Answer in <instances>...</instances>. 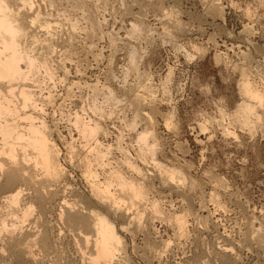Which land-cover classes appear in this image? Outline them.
Instances as JSON below:
<instances>
[{
  "label": "rangeland",
  "instance_id": "1",
  "mask_svg": "<svg viewBox=\"0 0 264 264\" xmlns=\"http://www.w3.org/2000/svg\"><path fill=\"white\" fill-rule=\"evenodd\" d=\"M34 1L36 2L34 3L39 6L41 14L46 17L50 15L49 19H54L53 21L56 24L58 22L60 23H58L59 25H57V27L53 24L54 27H52L54 29H51L52 27H50V29L48 28L44 30L42 28L40 30L38 25L35 27L33 25L34 28H28L30 35L25 37L24 41L26 40L27 42L25 41L24 43L28 44L27 47L29 49L31 48L33 51L35 50V52H32L30 49L32 52L30 53L34 56L37 54L36 59L38 62L46 60L44 58L49 57L46 60L47 62H45L46 66L48 64L50 72L53 69L54 71L53 74L50 73V77L47 74L45 77V75H43L45 73L43 71L44 69L38 67L37 69H40V71L38 72L37 69H35L36 72H34L35 70L32 71L31 80L30 73L27 77L29 78V80H27L29 82L25 83L28 89H32L29 90L33 92V95L35 94V100L37 101L39 99V101H37L38 103L41 101L40 104L42 110L45 112L43 113L42 110L41 112L37 110L39 112L33 111L32 114L38 119H41L43 116V121L46 119L45 123L48 124H51V122L54 121L56 123V125L55 123H52L54 127L58 125L56 127V131L58 132H52L51 137L59 148V152L61 151L59 159L60 162H64H62L61 165H63V168L65 167V171L59 181V185L56 187L58 190H56L57 197L55 196L53 199H46L43 201H39L38 199L35 200V197L33 198L34 195H31L33 194L31 189L25 190L26 192H29L28 194L26 193L22 195L23 198L25 196V200L22 198L23 200H21L20 203H26L27 205L31 204L30 207L33 205L31 208L33 211L31 210L30 217L27 218V221L25 220L26 223L24 221L22 222L25 224L20 225V222H18L20 226L17 224V220L14 219L12 221L13 215L9 216V214H7V217L10 218L3 216L6 212L4 209H7V205L6 202L2 201L4 200L3 197L6 195L7 191L0 187V218L4 219L5 223H7L5 227H11L9 223L16 224L20 229L15 228L16 232L13 230V232H15V235L13 233L15 240L22 239L26 235H28L27 237L31 235L30 238L33 241L32 245L30 244L32 241L28 243L30 245H28L29 247L25 244L27 246L26 250L30 251L31 254L29 255L30 259L24 260V258L12 254L11 249L9 248V238H7L8 236H6L3 229L0 228V264H90L88 255L92 253V250L90 244H87L86 246L83 242L81 234H83L84 231L86 233L88 232V234L91 232L85 225L79 223L73 224V222L67 221L65 218L58 219L57 214L59 202L61 201L60 199L67 202L73 200L72 202L81 203L82 205L84 204L86 211L90 208L92 210L95 209L94 211H99V213L101 212V214L104 212L103 214L108 220L113 221L117 233L122 237L121 240L123 239L122 241L124 243L121 241V244L123 243L124 247L121 246V251H124V253L119 251L118 253H120V255H115L112 264H264V115H262L261 119L257 121L260 123L254 122V126L252 127L254 130L251 128V133L253 132V135L249 133L246 127L243 128V126L239 124V121L235 120L236 117L233 115L235 105L240 100L237 87L242 78L240 75L241 71H245L244 76L242 75L243 77H248L247 79L249 81L251 80L250 82L253 85L257 83L258 86H255L264 90V65L262 66L264 63L261 59L262 56L264 57V0H219L218 5L220 4V9L212 8L211 0H104L103 2L106 5L97 0H87V4L86 2L85 4H80L84 7H82L83 11L91 10L90 18H86V20L84 19L85 17H80L81 14L79 11L81 6L77 4V0ZM75 2L77 4L76 7ZM95 2L98 3V5ZM96 6H98V8H96ZM85 7L88 8L85 10ZM71 8H79V10ZM127 8L129 10H127ZM50 9L54 11H50ZM222 10L223 16L221 13L220 16L219 12ZM95 12L97 14H94ZM91 14L94 15L92 16ZM99 16L102 17L100 18ZM79 17L80 19L78 20L82 23L75 22V26L73 20H75V18L77 20ZM81 18L86 21V26L83 24L84 22ZM135 18H137V20H135ZM68 19L70 22H68ZM97 19L102 20H98V22ZM176 19H178L177 22L180 24L179 27H185L184 30H181L183 29L182 27L180 30L174 27ZM56 20H58V22H56ZM89 20H93V23ZM140 20L142 23L141 26H144L145 24V31L142 29V34L139 33L138 36H144L142 39L138 37V40L136 36V39H134L136 41H130L133 40V38H135L134 36L138 33L136 32L135 35L130 34L128 37L129 32H126L128 29L127 27L129 26L128 22L136 21L135 23H137L138 21L140 22ZM71 22L74 25H72ZM89 22L92 24L91 29H94H92L93 32L88 28V26H90ZM94 22H98V25ZM105 22L107 23L106 25ZM102 23L103 26H100L102 30L100 28L97 29ZM82 24L83 26H81ZM146 25L151 28H148ZM69 26H74L73 28H75L76 31L72 28L73 32H71L72 30L69 32V29H71ZM124 26L126 29H124ZM243 26L247 27V29L244 30L245 32L242 30ZM82 27H86L84 28L85 30H83ZM119 27L120 29H118ZM151 29L154 33H151ZM167 29L169 30L168 33H170V35L167 34ZM186 30H188L187 32L189 33L186 34L187 32H185L183 34L182 31ZM114 31L117 34L116 36ZM146 31L148 33L150 32V35L152 34V36L147 33L144 34ZM123 32H125L126 35L128 33V35L125 36ZM69 34L71 37H69ZM109 34L111 35L109 36ZM118 35L120 38H117ZM231 35H233V37ZM29 36L32 39L36 36L37 39L33 40L37 42L35 43L29 38ZM111 36L115 38H112ZM168 36H170V39H168ZM70 38L73 39L69 41ZM106 39L108 40L106 41ZM113 39H116L118 42L115 40V44ZM124 39L125 42L126 39L128 40V43H126L127 45L124 44ZM141 40H143V42L145 41V43L141 42ZM137 41L140 42L139 45H137ZM108 42H110V44ZM130 43L133 44L132 48L135 46V53H137L135 54V58L138 59L134 58L138 61H135L137 64L134 67L130 66L129 58L127 56L129 53L128 51L131 48ZM194 43L196 46H199L198 48L201 50H197ZM113 45H116V47ZM194 46L196 48L193 49ZM143 48L145 50H143ZM254 49L256 51H254ZM100 50L102 53H100ZM240 51L242 55L245 52H248L246 54L247 56L244 54V56H246L245 59H243L244 56L241 55ZM90 53L95 56L93 55L92 57ZM98 53L101 54V57L99 56V58L97 57L99 55ZM137 55H140V57L138 58ZM216 56L218 57L215 58ZM94 57L95 59H93ZM48 60H51L52 62L50 61V63H48ZM62 62L66 67L65 69H67L64 77H61V72L58 68ZM58 63L60 64L58 65ZM243 68L246 69L243 70ZM126 70L129 72H126ZM122 71L124 73H122ZM79 72L81 73V76L78 75L80 74ZM125 72L129 78L127 76L125 77ZM52 75H54V77ZM111 75H114L116 78H112ZM65 76L67 78H65ZM120 78L127 79L124 82V80H121ZM64 79L65 81H63ZM72 80L77 81V83L79 82L80 87L78 84L77 87V85H75L76 83L70 85L69 82ZM83 82L89 84L94 82L95 84L98 83L97 86L94 84L95 87L93 86V90L90 87L92 91L99 89V85L103 84V87L105 88L100 86V88L102 87L100 91L97 92V90H95L96 93L94 92L95 94H92V91H89V86H84L85 84H83ZM79 88L81 90H78ZM111 88L113 90H111ZM112 91L116 96L112 94ZM99 92H102V96L101 94H97ZM48 93L52 94L51 96L53 98H51L54 101H51L50 94L48 98H45ZM38 95L40 98H38ZM103 95L105 97L107 96L108 100L105 98V101ZM112 95L115 97V101L118 98L117 101H119L120 104H118L119 102L117 101L115 103ZM134 95H137L138 102L140 101L139 103L136 102L135 99L133 102V97H136ZM140 95L141 98H138ZM92 97L93 99H91ZM13 99V102L18 101L16 98ZM43 105L45 106L43 107ZM96 107L101 111L102 115H99L100 111ZM217 108L220 109L219 112L217 111ZM87 109H90V111ZM222 110L225 112H220ZM25 111L30 112L32 110H28L27 108ZM81 111L84 112L82 113ZM98 111L99 113H96ZM75 112L79 117L81 116V118L84 116V120L91 118L98 121L99 125H101L103 133L101 132L98 134L99 136L97 135V139L99 142L101 141L100 143L102 145H97L96 148L99 147V149H103L102 151H104L107 144L113 147H110L112 150L108 149L109 152L106 153V156H104L105 158L102 160L103 163L101 164V161H99L95 153L87 154V159L89 160L90 158L89 163L92 166H90L91 170H97L95 172L99 175L96 176V178L100 181L103 180V178L109 177V170H113L110 168L111 166L112 168L114 167V170L118 171L119 169L118 172L121 173L123 177L132 179V182L136 184L140 181L139 185H142L143 189L145 188L143 190L144 194L148 192V194L146 193L148 200L152 199V201H155L156 203L158 202L159 205L156 204V206L158 205L157 209L160 210L158 212L161 214L153 212L152 208H150V202L152 201L149 202L147 198H145V195L142 198L144 202L140 199L134 201L135 203L133 202V208L132 206L128 207L126 195L122 196L126 203H124L125 206L122 204L121 207H128V210L130 211L135 209V211H133L136 213L135 214L133 211L130 213L129 211L127 217L125 214L124 216L122 215L123 211L113 213L114 215L111 214V216L105 210V207L96 205L93 195L89 192L88 187H86V178L84 176L82 177V175L79 176L80 172L83 174L81 168L82 165H80L82 163H79V160L82 161L85 152L78 154L79 151L83 149V146L94 147V145L92 141H90V144V139L85 138L86 140L82 141L81 135H76L77 131L73 128L74 126L71 122ZM90 112H92V114ZM259 112L260 111H258V113ZM41 113L43 115H41ZM134 114L136 117H134ZM224 114L226 116H224ZM148 116L149 118H147ZM227 116L229 117L228 119H226ZM204 118L207 120L205 121ZM218 119L221 122L220 124L225 123L224 121L229 123L232 122L234 125H231L232 123H230V125L234 128L238 138L236 137L233 139L229 136H226L228 138H222L221 135L223 134L220 133V125L217 127L219 122ZM56 120L59 121L58 124ZM132 120H135L136 122ZM201 120L207 123L205 124L204 122L206 126L203 130L198 125ZM221 120H224L223 123ZM130 121L134 122V125L131 124L132 122ZM166 121H170L169 123L171 124H167L166 126ZM172 123L174 124L172 125ZM164 125L166 127H168V125L172 126L171 128L168 127L169 129H166ZM174 125L175 128L173 129L172 127ZM130 126L133 127V129ZM206 129L207 133L205 132ZM142 130L147 133H149L148 130H150V134L154 132V134H151L153 141L149 136L150 134H147L146 139L148 142L147 140L146 142L150 145H146V147L136 140V134ZM199 130L201 132L204 131V134H202L203 132L200 133ZM241 130H244L247 133H241ZM104 131L106 133H104ZM254 131L256 133H254ZM59 132L62 133V135ZM118 135H121L120 138ZM250 135H252L253 138H250ZM149 139L152 141L151 143ZM235 139H239V141H236ZM86 142H88V146H86ZM116 142L119 145H117ZM68 143L70 146L72 145L71 148L74 146L73 149L75 150L76 147L77 150L74 151L69 148V145H67ZM141 145L145 148H148L151 145L157 146V148L155 146L150 148L152 149L150 152L155 151L156 153L154 152V154L152 153L151 155L149 150L144 147L142 148ZM118 146H121L120 148L122 149ZM140 148H142L144 152L146 150L145 154L143 152L144 155L141 152L143 150ZM117 149L120 150L118 151ZM67 151L75 155L73 156ZM138 152L143 156L147 153L150 154H147L149 158L147 156V158L142 157L143 159L141 158L138 162V159H140L138 157ZM124 154L128 160H132L134 164L139 166L140 171L142 170V174L138 173L140 176L135 173L136 171L133 169H127L126 164L124 163L125 156L122 158V155ZM127 155L130 156V159ZM68 156H70L69 160L72 159V162L70 161V163H67ZM79 156L82 157V159ZM151 156L156 162H161L160 164L163 166L165 165L171 169L174 168L173 170L175 171L178 169V172L180 170L179 175L181 178L178 177V172L176 173L174 171L176 173V179L174 178V180L176 181L172 183L175 185L171 183L168 184V182L164 184L167 180L164 182L163 180H161L162 182L160 181V175L157 173L156 168H152L153 165L150 162L151 160H149L150 166L148 164V159H151ZM137 157L138 159L136 160L135 158ZM143 160L145 164L142 162ZM95 161H97L100 166L97 165L98 163ZM107 161L109 162L107 163ZM73 162H75V164ZM94 165H97L98 167ZM77 167L80 170H78ZM99 167L101 168L98 169ZM145 170L148 171L147 173L149 174H147ZM69 173H71L70 175H72V177ZM141 177L147 178L142 180ZM177 178L181 179V183L186 181L183 184H178L180 188L177 186V182L179 181ZM61 181L64 185H68V187L65 188V194L61 193L63 192L61 189H64L63 187L66 185L64 186ZM2 184L3 179L0 173V186ZM71 188H73V191ZM42 191L45 193L44 189H42ZM66 191L68 192V195L66 194ZM29 194L31 196H29ZM77 198L78 200H76ZM144 199L147 200V202ZM134 204H137L138 206ZM181 213L183 218L186 217L184 220L187 226H183L184 231L179 235L180 233L177 232L178 229L176 228V224H174L175 221L173 218L175 214H180L181 216ZM133 214L137 216L139 214L140 216L134 218ZM2 216L4 218H2ZM129 217H133L131 218L132 220ZM138 218L141 222H138ZM120 225L126 227L119 229ZM77 231L80 232V234ZM36 232L43 236L44 244H42V246L44 245V247L35 242L34 239L36 238L35 236H37ZM22 241H26V239L23 238L21 243ZM165 241L170 242V244L167 246ZM34 242L36 245H34ZM22 244H24V242ZM222 247L228 248L227 252H223L220 249Z\"/></svg>",
  "mask_w": 264,
  "mask_h": 264
},
{
  "label": "bare ground",
  "instance_id": "2",
  "mask_svg": "<svg viewBox=\"0 0 264 264\" xmlns=\"http://www.w3.org/2000/svg\"><path fill=\"white\" fill-rule=\"evenodd\" d=\"M49 1V0H48ZM51 1V0H50ZM57 1V0H56ZM74 1V0H73ZM72 1V2H73ZM87 0H77V4L78 5H80V4H85V2H86ZM90 1V0H89ZM96 1V0H95ZM98 2H103L104 0H97ZM108 1V0H107ZM35 1L34 0H0V173H1V177H2V179H3V184L0 186V187H2L3 189H6V195L3 197V201L2 202H6V205H7V209H4V211H6L5 212V214L3 215L4 217H7V214H9V216L10 215H13L12 217V221L15 219V220H17V224H18V222H20V225H22V224H25L26 222H25V220L27 221V218H29L30 217V214H31V208L33 207V205L30 207V205H27L26 203H23V204H21L20 203V201L21 200H23L24 198H25V196H24V198L22 197V195L23 194H28V192H26L25 190L26 189H31V191H32V193L33 194H31L32 196H33V198L35 197V200H39V201H43V200H46V199H53L55 196H56V194H57V186L59 185V181L61 180V178H62V176L64 175V171H65V167L63 168V165H61V163L63 162H60V159H59V154H60V152H59V148L56 146V143L54 142V140L52 139V137H51V133L52 132H58V131H56V127L58 126H55L54 127V121L53 122H51V124H48V123H45V121H46V119H44L45 121H43V119H42V117H41V119H38L36 116H34L33 114H32V112L34 111V112H36L37 110H39L40 112H41V110H42V106H41V104H40V102L38 103L37 101H39V99L36 101L35 100V98H34V95H33V92L32 91H30V90H32L31 88H27V85H26V83L25 82H29V81H27V80H29V78H27L28 77V75L32 72V71H34L35 69H37L38 67H40V69H41V67L44 69H42L45 73L43 74V75H45V77H46V74L50 77V73H52L53 74V71H54V69L50 72L49 71V69L50 68H48V64H47V66H46V63L45 62H47L46 60L49 58V57H47V58H44V59H46V60H43V61H37V59H36V55L37 54H35V56L33 55V54H31L32 52H35V50L33 51L31 48V50H32V52L30 51V49L27 47V43H24L25 41H24V39H25V37L26 36H28V35H30L29 33H30V31H28V28H34L35 26H39V29L41 30L42 28L44 29V30H46V29H50V27H52L53 26V24H55L56 25V27H57V25H59L58 23H60V22H58V20H56V22H58L57 24L53 21L54 19H49V16L48 17H46L45 15H43V14H41V12H40V10H39V6L37 5V4H35L34 3ZM41 2V1H40ZM53 2V1H52ZM122 2V1H121ZM218 2H219V0H211V3H212V8H215V9H217V8H221L220 7V4L218 5ZM55 3V2H54ZM74 3V2H73ZM88 2H86V4H87ZM96 3V2H95ZM104 3V2H103ZM114 3V2H113ZM53 4V3H52ZM75 4H76V2H75ZM77 4L75 5V7L77 6ZM97 5H98V3H96ZM95 4V5H96ZM105 4V3H104ZM39 5H40V3H39ZM50 5H51V3H50ZM67 5V4H66ZM90 5V4H89ZM106 5V4H105ZM41 6V5H40ZM81 7H80V11H79V13L81 14V16L80 17H85L84 19L86 20V18H90L89 16H90V11H87L86 10V8H88V7H90V6H88V7H85V10L87 11H83V5H80ZM87 6V5H86ZM121 6V5H120ZM124 6V5H123ZM263 6V5H262ZM54 7H55V5H54ZM54 7H53V9H54ZM74 7V6H73ZM79 7V6H78ZM83 7V8H82ZM95 7V6H94ZM105 7V6H104ZM43 8H45V7H43ZM51 8H52V5H51ZM96 8H98V6H96ZM71 9H75V8H71ZM79 10V8H76L75 10ZM93 9H95V8H93ZM104 9V8H103ZM52 9H50V11H51ZM89 10V9H88ZM101 10V9H100ZM127 10H129L128 8H127ZM52 11H54V10H52ZM64 11V10H63ZM72 11V10H71ZM220 11V10H219ZM102 12H104V11H102ZM222 12H223V10L221 11V12H219V15H220V13H221V15H222ZM248 12V11H247ZM128 13V12H127ZM164 13H166V12H164ZM170 13V12H169ZM174 13V12H173ZM94 14H97L96 12L94 13ZM93 14V15H94ZM103 14V13H102ZM130 14H131V12H130ZM168 14V13H167ZM57 15H58V13H57ZM92 15V14H91ZM92 15V16H93ZM108 15V14H107ZM165 15V14H164ZM220 15V16H221ZM52 16V15H51ZM68 16V15H67ZM79 16V15H78ZM91 16V17H92ZM102 16H104V15H102ZM102 16H99L100 18L102 17ZM134 16H135V14H134ZM223 16V15H222ZM57 17V16H56ZM55 17V18H56ZM80 17L79 18H77V20H76V18H75V20H73L72 22L75 24V22L76 23H82V22H79V20L78 19H80ZM98 17V18H99ZM127 17V16H126ZM137 17V16H136ZM53 18V17H52ZM97 18V17H96ZM134 18V17H133ZM222 18V17H221ZM65 19V18H64ZM67 19V18H66ZM71 19V18H70ZM82 19V18H81ZM84 19H82V21L84 22L83 24L85 25L86 24V21H84ZM92 19V18H91ZM142 19V18H141ZM222 19H224V18H222ZM101 21L102 19H97V21ZM106 20V19H105ZM135 20H137V18H135ZM64 21V20H63ZM89 21H92L91 23H93V20H89ZM98 21V22H99ZM108 21V20H107ZM143 21V20H142ZM178 21V19H176V22H175V20H174V27L175 28H178L179 30H180V28L182 27H179L180 26V24L177 22ZM66 22V21H65ZM68 22H70L69 21V19H68ZM71 22V24L72 25H74L73 23ZM88 22V21H87ZM98 22L97 23H95L96 25H98ZM103 22V21H102ZM136 22V21H135ZM134 21H130V22H128V29L126 30V32H129V35H128V33H127V35H128V37L130 36V34H134L135 35V33L137 32L138 34L137 35H135L134 37L135 38H133V40H130L129 38H127L128 40H130V41H136V40H134V39H136V36H137V40H138V37H140V36H138L139 35V33L140 34H142V29H144V27H145V24H144V26H141L142 25V23H141V20H140V25H139V23L137 22V23H135ZM180 22V21H179ZM121 23V22H120ZM36 24V25H35ZM66 24V23H65ZM70 24V23H69ZM68 24V25H69ZM83 24L81 25V26H83ZM88 24V23H87ZM107 23L105 22V25H106ZM124 24V23H123ZM33 25H34V27H33ZM62 25V24H61ZM89 25L90 26H88V28L92 31V29H91V26H92V24H90V22H89ZM75 26H76V24H75ZM78 26V25H77ZM86 26V25H85ZM100 26H103V23H102V25H99V27L97 28V29H99L100 28ZM147 27H148V25H146ZM247 26V25H246ZM246 26H243L242 27V30L244 31V30H246L247 29V27ZM41 27V28H40ZM54 27V26H53ZM51 28V29H54V28ZM61 27V26H60ZM66 27V26H65ZM71 29H69V32H70V30H72L71 32H73V29H74V31H76V29L75 28H73V27H71V26H69ZM78 27H80V26H78ZM96 27V26H95ZM94 27V28H95ZM143 27V28H142ZM146 27V28H147ZM150 27V26H149ZM148 27V28H149ZM73 28V29H72ZM84 28H86V27H82V29L83 30H85ZM104 28H105V26H104ZM151 28V27H150ZM163 28H164V26H163ZM166 28V27H165ZM183 28V27H182ZM185 28V27H184ZM184 28L183 29H181V30H184ZM37 29H38V27H37ZM60 29V28H59ZM65 29V28H64ZM81 29V28H80ZM81 29V30H82ZM96 29V28H95ZM101 30H102V28H100ZM118 29H120V27L118 28ZM122 29V28H121ZM124 29H126V27L124 26ZM177 29V30H178ZM219 29V28H218ZM78 30V29H77ZM94 30V29H93ZM148 30V29H147ZM168 30V29H167ZM241 30V31H242ZM68 31V30H67ZM79 31V30H78ZM88 31V30H87ZM123 31H125V30H123ZM144 31H145V29H144ZM143 31V32H144ZM149 31H150V29H149ZM166 31V30H165ZM188 30H186V31H182V33L184 34L185 32H187ZM47 32H48V30H47ZM93 32V31H92ZM101 32V31H100ZM108 32H110V31H108ZM115 32V31H114ZM154 33V31L151 29V33ZM167 32V34H169L170 35V33H168L169 32V30L168 31H166ZM180 32V31H179ZM245 32V31H244ZM247 32H248V30H247ZM33 33V32H32ZM124 34H125V32H123ZM148 34V35H150V32L148 33L147 31L144 33V34ZM165 33V32H164ZM181 33V34H182ZM189 32H187L186 34H188ZM250 33V32H249ZM36 34V33H35ZM34 34V35H35ZM52 34V33H51ZM93 34V33H92ZM115 34V36L117 35L116 34V32L114 33ZM156 34H158V33H156ZM166 34V33H165ZM49 35V34H48ZM70 35V34H69ZM106 35V34H105ZM111 34H109V36H110ZM126 34H125V36H127ZM163 35V34H162ZM31 36H32V34H31ZM53 36V35H52ZM144 36V35H143ZM142 36V37H143ZM150 36H152V34L150 35ZM158 36H160V35H158ZM172 36V35H171ZM232 37H233V35H231ZM34 37V36H33ZM69 37H71V35L69 36ZM89 37V36H88ZM92 37V36H91ZM99 37V36H98ZM102 37V36H101ZM112 37V36H111ZM142 37H140L141 39H142ZM145 37H146V35H145ZM144 37V38H145ZM170 36H168V39H170L169 38ZM174 37V36H173ZM176 37V36H175ZM29 38H30V36H29ZM95 38V37H94ZM112 38H115V37H112ZM117 38H120L119 37V35L117 36ZM116 38V39H117ZM126 38V37H125ZM143 38V39H144ZM147 38V37H146ZM161 38V37H160ZM165 38V37H164ZM28 39V38H27ZM31 40H33V39H37V37L35 36L33 39L32 38H30ZM73 38H70V40L69 41H71ZM88 39V38H87ZM103 39V38H102ZM109 39H110V37H109ZM116 39H113V41H115ZM122 39V38H121ZM126 39V42H125V39H124V44H126V43H128L127 40ZM131 39H132V35H131ZM148 39V38H147ZM147 39H145L146 41H148ZM152 39V38H151ZM175 39V38H174ZM173 39V40H174ZM178 39V38H177ZM29 40V39H28ZM39 40V39H38ZM91 40H93V39H91ZM108 39H106V41H107ZM150 40V39H149ZM189 40V39H188ZM34 42H35V40H33ZM52 41V40H51ZM69 41H67V42H69ZM76 41V40H75ZM100 41V40H99ZM110 41V40H109ZM112 41V42H113ZM117 41V40H116ZM116 41H115V44H116ZM121 41V40H120ZM139 41H140V39H139ZM139 41H137L138 42V44L137 45H139ZM171 41V40H170ZM27 42V41H26ZM37 42V41H36ZM35 42V43H36ZM38 42H40V41H38ZM46 42V41H45ZM63 42V41H62ZM118 42V41H117ZM141 42H143V40H141ZM169 42V41H168ZM190 42V41H189ZM232 42V41H231ZM29 43V42H28ZM33 43V42H32ZM98 43V42H97ZM109 44H110V42H108ZM135 43V42H134ZM143 43H145V41L143 42ZM156 43V42H155ZM173 43V42H172ZM242 43V42H241ZM25 44H26V47L28 48H26L25 47ZM31 44V43H30ZM29 44V45H30ZM34 44V43H33ZM44 44V43H43ZM86 44V43H85ZM131 44V43H130ZM129 44V45H130ZM136 44V43H135ZM147 44H148V42H147ZM151 44V43H150ZM190 44V43H189ZM193 44V43H192ZM195 44V43H194ZM248 44V43H247ZM249 44H250V42H249ZM96 45V44H95ZM127 45V44H126ZM129 45H128V47H129ZM141 45V44H140ZM174 45V44H173ZM224 45V44H223ZM232 45V44H231ZM254 45V44H253ZM31 46V45H30ZM70 46V45H69ZM90 46V45H89ZM109 46V45H108ZM113 46H115L116 47V45H113ZM131 46V48L129 49V53H128V58H129V64H130V66L131 67H134L136 64H137V58H135V54H137V53H135V51H136V49H135V46H134V48H132V46H133V44H131L130 45ZM145 46V45H144ZM151 46H152V44H151ZM195 46H196V44H195ZM193 47V49L194 48H196L197 50L198 49H200V48H198L199 46H196V47ZM235 46V45H234ZM237 46H239V45H237ZM244 46V45H243ZM47 47V46H46ZM49 47V46H48ZM139 47H141V46H139ZM177 47V46H176ZM190 47H191V45H190ZM252 47V46H251ZM101 48V47H100ZM99 48V49H100ZM114 48V47H113ZM138 48V47H137ZM145 48V47H144ZM143 48V50H145ZM224 48H225V46H224ZM227 48V47H226ZM230 48H232V47H230ZM238 48V47H237ZM236 48V49H237ZM244 48H245V46H244ZM253 48V47H252ZM255 48V47H254ZM33 49H34V47H33ZM47 49V48H46ZM49 49V48H48ZM52 49V48H51ZM68 49V48H67ZM98 49V50H99ZM135 49V50H134ZM38 50V49H37ZM92 50V49H91ZM102 50V49H101ZM101 50H100V53H102L101 52ZM190 50H192V49H190ZM196 50V51H197ZM201 50V49H200ZM232 50V49H231ZM238 50H240V49H238ZM55 51V50H54ZM103 51V50H102ZM109 51V50H108ZM115 51V50H114ZM138 51V50H137ZM195 51V52H196ZM254 51H256L255 49H254ZM31 52V53H30ZM89 52V51H88ZM91 52V51H90ZM258 52V51H257ZM53 53V52H52ZM112 53V52H111ZM141 53H143V52H141ZM197 53V52H196ZM203 53V52H202ZM235 53V52H234ZM240 53H241V51H240ZM244 53V52H243ZM248 52H245L244 54L246 55ZM259 53V52H258ZM263 53V52H262ZM99 54V53H98ZM98 54H96V55H98ZM139 54V53H138ZM189 54V53H188ZM244 54L242 55V53H241V55L242 56H244ZM261 54V53H260ZM40 55V54H39ZM71 55V54H70ZM75 55V54H74ZM90 55H92L91 53H90ZM94 55V54H93ZM93 55H92V57H93ZM109 55H110V53H109ZM143 55V54H142ZM190 55H191V53H190ZM240 55V56H241ZM250 55V54H249ZM45 56V55H44ZM95 56V55H94ZM99 56L101 57V54H99L97 57L99 58ZM220 56V55H219ZM241 56V57H242ZM247 56V55H246ZM246 56H244L243 57V59H245V57ZM251 56V55H250ZM258 56V55H257ZM137 57L139 58L140 57V55L138 56L137 55ZM143 57V56H142ZM142 57H141V59H142ZM218 56H216L215 58H217ZM40 58H42V57H40ZM112 58V57H111ZM127 58V59H128ZM137 59V60H135V59ZM189 58V57H188ZM193 58V57H192ZM248 58V57H247ZM93 59H95V57L93 58ZM109 59V58H108ZM113 59V58H112ZM191 59V58H190ZM219 59V58H218ZM217 59V60H218ZM242 59V58H241ZM251 59V58H250ZM261 59H262V62L264 63V57L262 56L261 57ZM40 60V59H39ZM42 60V59H41ZM49 62L48 63H50V61L51 60H48ZM101 61V60H100ZM135 61H137L136 63H135ZM245 61V60H244ZM258 61V60H257ZM52 62V61H51ZM97 62V61H96ZM112 62V61H111ZM128 62V61H127ZM135 63V64H134ZM139 63H140V61H139ZM217 63V62H216ZM258 63V62H257ZM60 63H58V65H59ZM107 64H108V62H107ZM229 65V64H228ZM250 65V64H249ZM264 64H262V66H263ZM50 66V65H49ZM110 66V65H109ZM224 66V65H223ZM258 66V65H257ZM52 68H54V67H52ZM51 68V69H52ZM58 68H59V71L61 72V77H64V75H65V72L67 71V69H65L66 67H65V65L63 64V62L58 66ZM231 68H233V67H231ZM247 68V67H246ZM245 68V69H246ZM40 69H37V71L39 72L40 71ZM129 69V68H128ZM241 69V68H240ZM244 68H243V70H245ZM250 69V68H249ZM108 70V69H107ZM42 71V72H43ZM108 71H110V70H108ZM134 71V70H133ZM247 71H248V69H247ZM246 71V72H247ZM257 71V70H256ZM34 72H36V70L34 71ZM126 72H129V71H127L126 70ZM126 72H125V77L127 76L128 77V75H126ZM135 72V71H134ZM137 72V71H136ZM245 72V71H244ZM244 72L243 71H241L240 72V75H241V79H240V81H239V83H238V94H239V98H240V100H239V102H237L236 103V105H235V108H234V117H236L235 118V120H238L239 121V124L241 125V126H243V128L244 127H246L247 128V130L249 131V133L250 134H252L251 133V131H252V129L254 130V128H252L253 126H254V122H256V123H260V122H257L258 120H260L261 119V116L262 115H264V90L262 89H260V88H257L256 86H258L257 85V83H255V85H253L247 78L248 77H243L244 76ZM249 72V71H248ZM80 73V72H79ZM122 73H124L123 71H122ZM242 73V74H241ZM257 73V72H256ZM67 74V73H66ZM84 74V73H83ZM33 75H35V74H33ZM55 75V74H54ZM54 75H52L53 77H54ZM79 76H81V73L80 74H78ZM243 75V76H242ZM247 75V74H246ZM249 75V74H248ZM252 75V74H251ZM51 76V77H52ZM67 76V75H66ZM65 76V78H67ZM112 76V75H111ZM31 77H32V73L30 74V80H31ZM49 77H47V78H49ZM114 77V75L112 76V78ZM124 77V76H123ZM252 77V76H251ZM111 78V79H112ZM114 78H116V77H114ZM129 78V77H128ZM240 78V77H239ZM50 79V78H49ZM54 79V78H53ZM121 79V78H120ZM127 79V78H126ZM125 78H122L121 80H124V82H125V80H126ZM135 79V78H134ZM261 79H262V77H261ZM26 80V81H25ZM52 80V79H51ZM97 80V79H96ZM115 80V79H114ZM36 81V80H35ZM50 81V80H49ZM53 81V80H52ZM61 81H62V79H61ZM60 81V82H61ZM63 81H65V79L63 80ZM78 81H80V80H78ZM138 81V80H137ZM67 82V81H66ZM96 82V81H95ZM95 82L94 83H91V84H89V83H87V82H83V84H85L84 86H86L87 85V87L89 86V91L92 89L93 90V88L95 87V86H97V84H95ZM121 82H123V81H121ZM261 82V81H260ZM33 83V82H32ZM76 83V84H75ZM126 83H127V81H126ZM69 84L70 85H79L80 83L78 82L77 83V81H71V82H69ZM94 84H95V86H94ZM100 84V83H99ZM122 84H124V83H122ZM129 84V83H128ZM260 84V83H259ZM264 84V83H263ZM34 85H35V83H34ZM70 85H69V87H70ZM78 85H77V87H78ZM94 86V87H93ZM100 86H104V84L103 85H99V89H95V90H97V92L98 91H100V89L102 88H100ZM106 86V85H105ZM119 86V85H118ZM139 86V85H138ZM68 87V88H69ZM79 87H80V85H79ZM90 87H91V89H90ZM120 87H124V86H120ZM259 87H261V86H259ZM264 87V86H263ZM103 88H105V87H103ZM107 88H108V86H107ZM130 88V87H129ZM133 88V87H132ZM136 88V87H135ZM134 88V89H135ZM66 89V88H65ZM70 89V88H69ZM122 89V88H121ZM78 90H81L80 88L78 89ZM91 90V91H92ZM95 90L94 91H92V94H95L96 92H95ZM109 90V89H108ZM111 90H113L112 88H111ZM71 91V90H70ZM77 91V90H76ZM87 91V90H86ZM106 91V90H105ZM136 91H137V89H136ZM141 91V90H140ZM95 92V93H94ZM103 92V91H102ZM101 92V93H102ZM113 92V91H112ZM70 93V92H69ZM80 93V92H79ZM100 92L99 93H97V94H101ZM105 93H107V92H105ZM49 94L50 93H48V95L45 97V98H48L49 97ZM114 96H116L115 94H114V92L112 93ZM14 95H16V96H14ZM52 94H50V99H51V101L53 100L52 98V96H51ZM87 95V94H86ZM105 95V94H104ZM103 95V96H104ZM113 95H112V97H113ZM139 95V94H138ZM94 96V95H93ZM95 96H97V95H95ZM101 96H102V94H101ZM133 96V95H132ZM134 96H136L135 98L133 97V102H134V99L136 100V102H138V99H137V95H134ZM43 97V96H42ZM52 97V98H51ZM69 97V96H68ZM86 97V96H85ZM88 97H89V95H88ZM144 97V96H143ZM13 98H16L18 101L17 102H13L12 100H14ZM38 98H40L39 97V95H38ZM100 98V97H99ZM105 98H106V100H108V98H107V96L105 97L104 96V100H105ZM114 98V101H115V97H113ZM138 98H141V95H140V97H138ZM15 99V100H16ZM50 99H47V100H50ZM85 99V98H84ZM91 99H93V97L91 98ZM118 99V98H117ZM117 99H116V101H117ZM123 99V98H122ZM46 100V101H47ZM86 100V99H85ZM105 100V101H106ZM120 100V99H119ZM140 100V99H139ZM143 100V99H142ZM44 101V100H43ZM54 101V100H53ZM112 101V100H111ZM116 101H115V103H116ZM48 102V101H47ZM117 102H119V101H117ZM140 102V101H139ZM138 102V103H139ZM49 103H51V102H49ZM92 103V102H91ZM99 103V102H98ZM52 104H54V103H52ZM52 104H50V105H52ZM87 104V103H86ZM112 104V103H111ZM110 104V105H111ZM118 104H120V102L118 103ZM84 105V104H83ZM88 105V104H87ZM100 105V104H99ZM45 105H43V107H44ZM55 106V105H54ZM97 106V105H96ZM101 106V105H100ZM218 107V106H217ZM28 108V110L30 109V110H32V111H30V112H28V111H25L26 109ZM97 108V107H96ZM100 108V107H99ZM116 108V107H115ZM219 108H221V107H219ZM219 108H217V111L219 112ZM57 109H58V107H57ZM95 109V108H94ZM98 109V108H97ZM104 109V108H103ZM113 109V108H112ZM82 110V109H81ZM87 110H89L90 111V109H87ZM96 110V109H95ZM99 110V109H98ZM39 111H37V112H39ZM85 111V110H84ZM83 111V112H84ZM97 111V110H96ZM100 111V110H99ZM99 111L98 112H96V113H99ZM111 111V110H110ZM223 111L224 110H222V111H220V112H222L223 113ZM258 111H260L259 113H258ZM42 112L43 113H45L43 110H42ZM82 112V111H81ZM82 112V113H83ZM217 112V113H218ZM225 112V111H224ZM91 114H92V112H90ZM221 113V114H222ZM40 114V113H39ZM79 114V113H78ZM85 114H86V112H85ZM94 114V113H93ZM101 114V111H100V113H99V115ZM220 114V113H219ZM226 114H227V112H226ZM41 115H43L42 113H41ZM40 115V116H41ZM74 116H73V120L71 121L72 123V125L74 126H72L73 128H75V130L77 131L76 132V135H78V134H80L81 135V137L83 138H81V140L83 141H85L86 139L85 138H88V139H90L89 140V142L90 141H92L93 142V145H94V147H91L90 145V147H84L83 145V149L81 150V151H79V153L78 154H82L83 152H85L84 154H83V159H82V157H80L81 159H82V161L81 160H79V163H82V164H80V165H82V172H83V174H81V172H80V174H79V176L80 175H82V177L84 176L85 178H86V182H87V186L86 187H88V190H89V192L93 195V197H94V199H95V202H96V205H99V206H103V207H105V210L111 215V214H113V213H116V212H120V211H123V214H122V212H121V214L124 216V214L126 215V217L128 216L127 214H128V212L130 211V210H128V207H130V206H132L133 205V202L134 201H136V200H138V199H140L142 202H144L143 200H142V198L144 197V195H145V198H147L146 196V193L148 194V192H146L145 194H144V192H143V190L145 189H143V187H142V185H139V183H140V181H139V183H134V182H132V179H127V178H125V177H123L122 175H121V173H119L118 171H119V169H118V171L117 170H114V167L112 168V166L110 167L111 169H113V170H109V172H110V176L109 177H107V178H103V180H98V178H96V176H99V175H97V172H95V171H97V170H95V171H92L91 170V165H90V163H89V160H90V158H89V160L87 159V156L89 155L88 153H95L96 154V156H97V158L99 159V161H101L100 162V164L101 163H103L102 162V160H103V158H105L104 156H106V153L107 152H109L108 151V149L109 150H112V149H110V145H106L105 146V150L104 151H102L101 149H99V147L98 148H96L97 147V145L99 146L101 143V141L99 142L98 141V139H97V135L98 134H100L102 131H103V129H102V127H101V125H99V123H98V121H95V120H93V119H91V118H88V119H86V120H84V116H82V118H81V116L79 117L77 114H76V112L73 114ZM88 115V114H87ZM95 115H97V114H95ZM94 115V116H95ZM98 115V116H99ZM102 115V114H101ZM135 115V114H134ZM174 115V114H173ZM229 115H230V113H229ZM228 115V116H229ZM86 116V115H85ZM171 116H172V114H171ZM224 116H226L225 114H224ZM223 116V117H224ZM227 116V118L226 119H228L229 117ZM39 117V116H38ZM45 117V116H44ZM97 117V116H96ZM134 117H136V115L134 116ZM133 117V118H134ZM167 117V116H166ZM168 117H169V115H168ZM200 117V116H199ZM203 117V116H202ZM234 117H233V121H234ZM51 118V117H50ZM53 118V117H52ZM102 118V117H101ZM107 118V117H106ZM132 118V119H133ZM147 118H149V116L147 117ZM220 118V117H219ZM221 118H222V115H221ZM220 118V119H221ZM99 119H100V117H99ZM135 119V118H134ZM137 119V118H136ZM151 119V118H150ZM170 119V118H169ZM172 119H173V117H172ZM205 119V121L207 120L206 118H204ZM231 119H232V116H231ZM263 119V118H262ZM102 120V119H101ZM166 120V119H165ZM202 120H203V118H202ZM200 121V124L198 123V125H199V127L200 128H202V130H203V128L206 126L205 124H207L205 121ZM57 121V120H56ZM70 121V120H69ZM123 121V120H122ZM132 121H135V120H132ZM132 121H130V122H132ZM218 126L217 127H219V125H220V133H222L223 135H225V136H223V135H221L222 136V138L223 137H226V136H229V137H232L233 139L234 138H236L237 137V134H236V132H235V130H234V128L233 127H231V125H234L232 122H230V123H232L231 125H230V123L229 122H226V121H224V120H221L222 121V123H223V121L225 122V123H223V124H220L221 122H220V120L218 119ZM262 121V120H261ZM58 122L59 121H57V124H58ZM136 122V121H135ZM150 122V121H149ZM168 122V123H167ZM170 121H166L165 123H166V126H167V124H171V123H169ZM199 122V121H198ZM204 122H205V124H204ZM215 122V121H214ZM237 122V121H236ZM263 122V121H262ZM53 123V124H52ZM122 123V122H121ZM164 123V122H163ZM67 124H68V121H67ZM131 124H133L134 125V122H132ZM138 124H139V122H138ZM174 123H172V125H173ZM209 124V123H208ZM216 124H217V120H216ZM215 124V125H216ZM238 124V125H239ZM264 124V123H263ZM55 125H56V123H55ZM124 125V124H123ZM130 125V124H129ZM129 125H128V127H129ZM133 125H131V126H133ZM136 125V124H135ZM171 125V126H172ZM212 125V124H211ZM257 125V124H256ZM261 125V124H260ZM126 126H127V124H126ZM130 126V127H131ZM165 125H164V127H166ZM171 126H169L168 125V127L169 128H171ZM259 126V125H258ZM262 126V125H261ZM124 127V126H123ZM134 127V126H133ZM133 127H131L132 129H133ZM136 127H137V125H136ZM168 127H166V129L168 128ZM235 127V126H234ZM240 127V126H239ZM67 128V127H66ZM105 128V127H104ZM130 128V129H131ZM135 128V127H134ZM153 128V127H152ZM151 128V129H152ZM168 128V129H169ZM173 129L175 128V125L172 127ZM209 128V127H208ZM207 128V129H208ZM238 128V127H237ZM242 128V127H241ZM240 128V129H241ZM252 128V129H251ZM262 128H263V126H262ZM107 129V128H106ZM126 129H127V127H126ZM136 129V128H135ZM192 129V128H191ZM207 129H206V133H207ZM239 129V128H238ZM66 130V129H65ZM147 130V129H146ZM205 130V129H204ZM108 131V130H107ZM134 131V130H133ZM149 131V133H147L146 131H144V130H142V131H139L137 134H136V140L138 141V142H141L142 143V145H145V147H146V145H150V144H148L147 142H148V140L146 139L147 138V134L149 135L150 134V130H148ZM169 131V130H168ZM200 131V130H199ZM258 131V130H257ZM68 132H69V130H68ZM67 132V133H68ZM74 132V131H73ZM120 132H122V131H120ZM119 132V133H120ZM127 132V131H126ZM131 132V131H130ZM203 132V133H202ZM200 131V133H202V134H204V131ZM241 133L242 132H245L244 130L242 131H240ZM60 133V132H59ZM103 133V132H102ZM104 133H106L105 131H104ZM108 133V132H107ZM128 133H129V130H128ZM132 133V132H131ZM245 133H247V132H245ZM254 133H256L255 131H254ZM61 135H62V133H60ZM151 134H154V132L153 133H151ZM151 134L149 135L150 137H151V140L153 139L152 138V136H151ZM261 134V133H260ZM55 135H56V133H55ZM69 135V134H68ZM72 135V134H71ZM103 135V134H102ZM105 135V134H104ZM214 135V134H213ZM253 135V134H252ZM252 135H250L251 137L250 138H253L252 137ZM256 135V134H255ZM264 135V134H263ZM70 136V135H69ZM99 136V135H98ZM107 136V135H106ZM119 136V135H118ZM121 136V135H120ZM120 136H119V138H120ZM148 136V137H149ZM203 136V135H202ZM212 136V135H211ZM124 137V136H123ZM154 137V136H153ZM213 137V136H212ZM211 137V138H212ZM58 138H59V135H58ZM69 138V137H68ZM79 138V137H78ZM105 138V137H104ZM226 138H228V137H226ZM238 138V137H237ZM63 139H64V137H63ZM70 139H73V138H70ZM118 139V138H117ZM210 139V138H209ZM209 139H208V141H209ZM69 140V139H68ZM146 140H147V142H146ZM150 140V139H149ZM150 140V143L153 141H151ZM154 140H155V138H154ZM236 140V139H235ZM238 141H239V139H237ZM236 140V141H237ZM60 141V140H59ZM81 141V142H82ZM88 141V140H87ZM117 141V140H116ZM119 141H120V139H119ZM66 142V141H65ZM114 142V141H113ZM118 142V141H117ZM117 142H116V144H117ZM155 142V141H154ZM71 143V142H70ZM72 143H74V142H72ZM87 143V145L86 146H88V142H86ZM137 143V142H136ZM157 143V142H156ZM65 144V143H64ZM85 144V143H84ZM90 144H91V142H90ZM115 144V145H116ZM67 145H69V148H71V146H70V144L68 143ZM74 145V144H73ZM102 145V144H101ZM104 145V144H103ZM117 145H119V144H117ZM117 145H116V147H117ZM142 145H141V147H142ZM127 146V145H126ZM155 145H151V146H149L148 148H145L144 146V148L145 149H148L149 150V152L150 151H152V149H150V148H152V147H154ZM74 147V146H73ZM73 147L71 148V149H73ZM79 147V146H78ZM101 147V146H100ZM104 147V146H103ZM115 147V148H116ZM119 148L121 147V146H118ZM138 147V146H137ZM140 147V146H139ZM142 147V148H143ZM156 148H157V146H155ZM81 148V147H80ZM102 148V147H101ZM111 148H113V147H111ZM124 148V147H123ZM127 148V147H126ZM142 148H140L141 150H143ZM159 148V147H158ZM120 149H122V148H120ZM119 149V150H120ZM154 149V148H153ZM74 150V149H73ZM77 149H76V147H75V150L74 151H76ZM118 150V149H117ZM118 150V151H119ZM156 150V149H155ZM72 151V150H71ZM122 151V150H121ZM140 151V150H139ZM154 151V150H153ZM158 151V150H157ZM68 152V151H67ZM123 152V151H122ZM142 152V154H143V152H144V150L143 151H141ZM145 152H146V150H145ZM145 152H144V154H145ZM148 152V151H147ZM148 152V153H149ZM155 152V151H154ZM154 152H150L151 153V155H152V153L154 154ZM68 153H70V152H68ZM74 153V152H73ZM119 153V152H118ZM147 153V154H148ZM156 153V152H155ZM70 154H72V153H70ZM88 154V155H87ZM141 153L139 154V152H138V157L140 158V159H138V157L137 158H135L136 160L138 159V162H139V160H141V158L143 157H148L149 158V156L148 155H150V154H146L145 156H143ZM62 155V154H61ZM67 155V154H66ZM73 155V154H72ZM75 155V154H74ZM73 155V156H74ZM108 155V154H107ZM120 155V154H119ZM72 156V157H73ZM112 156V155H111ZM123 156H125V154L124 155H122V158H123ZM127 156H129V155H127ZM155 156V155H154ZM69 157L70 156H68V162L67 163H70V161L72 160V159H70L69 160ZM76 157V156H75ZM93 157V156H92ZM95 157V156H94ZM146 157V158H147ZM108 158V157H107ZM142 158V159H143ZM145 158V159H146ZM151 159H148V162H149V160H151L150 162H151V164L153 165V167L152 168H156L157 170V173L160 175V181L161 180H163V182L165 181V180H167V181H165L164 182V184L166 183V182H168V184H174V183H172V182H174V181H176V180H174V178L176 177L175 176V174L178 172L177 170L178 169H176V171L175 170H173V169H171V168H168V167H166L165 165L163 166L162 164H160L161 162H156V160H154V158L151 156L150 157ZM64 159V158H63ZM77 159V158H76ZM129 159H130V156H129ZM133 159V158H132ZM134 159V160H135ZM74 160V159H73ZM77 160V161H78ZM96 160V159H95ZM110 160V159H109ZM113 160V159H112ZM93 161H94V159H93ZM92 161V162H93ZM117 161V160H116ZM2 162V163H1ZM72 162V161H71ZM95 162H97V161H95ZM109 161H107V163H108ZM118 162H119V160H118ZM143 163H144V160L142 161ZM150 162L148 163L149 164V166H150ZM64 163V162H63ZM74 164H75V162H73ZM98 163V162H97ZM105 163H106V161H105ZM121 163V162H120ZM123 163V162H122ZM124 163L126 164V167H127V169L129 168L130 170H134V171H136L135 173H140V174H142L141 173V171H140V168H139V166L138 165H136V164H134L133 162H132V160L130 161V160H128L127 159V157L125 156V158H124ZM143 163H142V165H143ZM73 164V165H74ZM96 164V163H95ZM100 164L98 163L97 165H99L100 166ZM141 164V163H140ZM145 164V163H144ZM72 165V164H71ZM97 165H94V166H97ZM112 165V164H111ZM91 166V167H90ZM93 166V167H94ZM103 166V165H102ZM101 166V167H102ZM105 166H106V164H105ZM108 166H109V164H108ZM108 166H107V168H108ZM146 166V165H145ZM74 167V166H73ZM72 167V168H73ZM78 167H79V165H78ZM78 167H77V169H78ZM98 167V166H97ZM101 167H99L98 169H100ZM126 167H125V169H126ZM80 168V167H79ZM102 168H104V167H102ZM123 168V167H122ZM76 169V170H77ZM96 169V168H95ZM116 169V168H115ZM128 169V170H129ZM142 169V168H141ZM67 170V169H66ZM78 170H80V169H78ZM127 171V170H126ZM146 171V170H145ZM176 173H175V172ZM68 172V171H67ZM132 172V171H131ZM148 171H146V173H147ZM155 172V171H154ZM179 172H180V170H179ZM179 172H178V174L177 175H179ZM134 173V172H133ZM151 173V172H150ZM182 173V172H181ZM68 174V173H67ZM71 173H69V175H70ZM105 174V173H104ZM147 174H149V173H147ZM157 174V175H158ZM37 175H39V176H37ZM68 175V176H69ZM109 175V174H108ZM139 175V174H138ZM138 175H136V176H138ZM144 175V174H143ZM71 177H72V175H70ZM125 176V175H124ZM140 176V175H139ZM146 176V175H145ZM148 176V175H147ZM70 177V178H71ZM100 177H101V175H100ZM126 177H128V176H126ZM178 177H180V175L178 176ZM129 178V177H128ZM142 178V177H141ZM147 178V177H146ZM146 178H142V180L144 179H146ZM181 178V177H180ZM185 178V177H184ZM184 178H183V180H184ZM81 179V178H80ZM134 179V178H133ZM176 179V178H175ZM186 179V178H185ZM64 180H65V177H64ZM74 180V179H73ZM85 180V179H84ZM136 180V179H135ZM141 180V181H142ZM148 180V179H147ZM177 180H179L178 182H177V186H178V184H183L184 182H186V181H183V183H181L182 181H180L181 179H178L177 178ZM63 181V180H62ZM61 181V182H62ZM72 181V180H71ZM221 181V180H220ZM137 182H138V180H137ZM162 182V181H161ZM218 182V181H217ZM63 183V182H62ZM142 183V182H141ZM22 185H24V186H22ZM63 185H64V183H63ZM66 185V186H65ZM64 186L65 187H63L64 189H61V190H63V192H61L62 194H65V188H67L68 187V185L67 184H65ZM175 185V184H174ZM192 185V184H191ZM51 186V187H50ZM72 186V185H71ZM176 186V187H177ZM60 187V186H59ZM59 187H58V189H59ZM145 187V186H144ZM179 187V186H178ZM182 187V186H181ZM56 188V189H55ZM180 188V187H179ZM42 189H44L45 190V193H44V191H42ZM72 189V191H73V188H71ZM75 189V188H74ZM57 190V191H56ZM70 190V189H69ZM68 190V191H69ZM25 191V192H24ZM146 191V190H145ZM48 192V193H47ZM76 193V192H75ZM66 194L68 195V192L66 191ZM70 194H72V193H70ZM82 194V193H81ZM214 194V193H213ZM213 194H211V195H213ZM30 194H29V196H31ZM123 195H126V197H127V201H128V207H125V208H122L121 207V205L123 204L124 205V203H126L125 201H124V199L122 198V196ZM59 196V195H58ZM64 196V195H63ZM62 196V197H63ZM75 196V195H74ZM57 197V196H56ZM61 197V198H62ZM65 197H66V195H65ZM217 197V196H216ZM21 198V199H20ZM23 198V199H22ZM27 198V197H26ZM31 198V197H30ZM30 198H28V199H30ZM215 198V197H214ZM66 199V198H65ZM71 199V198H70ZM25 200V199H24ZM61 201L59 202V206H58V214H57V216H58V219H60V218H65V220H67V221H70V222H73V224L74 223H79V224H82V225H85V226H87L89 229L88 230H90V234H88V232L86 233L85 231V233L83 232V234H81L82 235V239H83V242L86 244V246H87V244L89 245L90 244V247H91V250H92V253L90 254V255H88L89 256V258H88V260H89V262H90V264H112V262H113V260L115 259V255L117 254L118 256L120 255V253H118L119 251H121V246L122 247H124L123 246V239L121 240V238L122 237H120V235L117 233V229H116V227H115V225L113 224V221H110V220H108V218L102 213L101 214V212L99 213V211H94V210H92V209H90L89 208V210H85V207H84V204L82 205L81 203H77V202H72L71 200H69L70 202H67V201H65V200H63V199H60ZM76 200H78V198L76 199ZM75 200V201H76ZM145 200V199H144ZM147 200H148V198H147ZM147 200H145L146 202H147ZM154 200V199H153ZM215 200V199H214ZM55 201V200H54ZM149 202L150 201H152V199L151 200H148ZM216 201V200H215ZM23 202V201H22ZM26 202H27V200H26ZM51 202V201H50ZM140 202V201H139ZM141 202V203H142ZM211 202V201H210ZM40 203V202H39ZM58 203V202H57ZM135 203V202H134ZM138 203V202H137ZM151 203V207L150 208H152V210H153V212H158V211H160V210H158L157 208V206L159 205L158 204V202L156 203L155 201H152V202H150ZM26 204V205H25ZM29 204V203H28ZM149 204V203H148ZM156 204H158L157 206H156ZM213 204V203H212ZM88 205V204H87ZM134 205H137V204H134ZM86 206V205H85ZM125 206V205H124ZM138 206V205H137ZM88 207V206H87ZM134 206H132V208H133ZM216 207V206H215ZM34 209V208H33ZM87 209V208H86ZM129 209H131V208H129ZM1 210V209H0ZM104 210V211H105ZM128 210V211H127ZM134 211H135V209H133ZM133 210H131V211H133ZM136 210H137V208H136ZM33 211V210H32ZM131 211H130V213H131ZM133 211V212H134ZM137 212V211H136ZM135 213V212H134ZM138 213V212H137ZM158 213H160V212H158ZM120 214V213H119ZM136 214V213H135ZM161 214V213H160ZM159 214V215H160ZM114 215V214H113ZM121 215V216H122ZM134 215V214H133ZM133 215H130V216H133ZM140 215H141V213H140ZM139 214H138V216L137 215H134V218H137V217H139L140 216ZM2 216V218H4ZM38 216V215H37ZM112 216V215H111ZM137 216V217H136ZM142 216V215H141ZM186 216V215H185ZM1 217V216H0ZM160 217V216H159ZM162 217V216H161ZM173 217V216H172ZM7 218H10V217H7ZM130 219L131 218H133V217H129ZM186 218V217H185ZM185 218H183V216H182V213H181V216H180V214L179 215H176L175 214V216H174V218H173V220L175 221V223L174 224H176V228L178 229L177 230V232H179L180 234L179 235H181V233H183L182 231H184L183 230V226H187V224H186V222H185ZM189 218V217H188ZM1 219V218H0ZM126 219V218H125ZM7 220H9V219H7ZM132 220V219H131ZM138 220H139V218H138ZM168 220V219H167ZM11 221V222H12ZM25 222V223H22V222ZM29 221H30V219H29ZM64 221V220H63ZM128 221H129V219H128ZM127 221V222H128ZM134 221H137V220H134ZM134 221H131V222H134ZM31 222V221H30ZM60 222V221H59ZM138 222H141L140 220L138 221ZM169 222H171V221H169ZM0 228H2L3 229V231L5 232V234H6V236H8L7 238H9V248L11 249V252H12V254H14L15 256H17V257H20V258H24V260L26 259H30L29 258V255L31 254L30 253V251H27L26 249V247L29 245L28 243L29 242H31L32 241V239L30 238V236L29 237H27L28 235H26L25 237H23L24 239H26V241H22V243L24 242V244H22L21 243V240L23 239H18V240H15V238H14V235H15V228H19V227H17L16 226V224H11V223H9L10 225H11V227H9V228H7V227H5L6 226V224L7 223H5V220L4 219H1L0 220ZM185 223V224H184ZM28 224H29V222H28ZM33 224V223H32ZM129 224H131V223H129ZM128 224V225H129ZM136 224V223H135ZM9 225V226H10ZM19 225V224H18ZM19 225V226H20ZM71 225V224H70ZM122 225H124V224H122ZM122 225H120L119 226V229H121L123 226ZM125 225H127V224H125ZM8 226V225H7ZM80 226V225H79ZM84 226V227H85ZM23 227V226H22ZM32 227V226H31ZM73 227V226H72ZM81 227V226H80ZM126 227V226H125ZM125 227H123V228H125ZM128 227V226H127ZM122 228V229H123ZM20 229V228H19ZM78 229L80 230V228L78 227ZM186 229V228H185ZM13 230L15 231V232H13ZM17 230V229H16ZM72 230V229H71ZM126 230V229H125ZM187 230V229H186ZM1 231V230H0ZM17 231H19V230H17ZM37 231V230H36ZM61 231V230H60ZM74 231V230H73ZM3 232V233H4ZM78 232V231H77ZM76 232V233H77ZM1 233V232H0ZM13 233H14V235H13ZM38 233H39V231H38ZM79 234H80V232H78ZM254 233V232H253ZM35 234V233H34ZM34 234H33V236H34ZM36 234H37V232H36ZM187 235V234H186ZM27 237V238H26ZM36 238L34 239L35 240V242L36 243H38L39 245H41L42 246V244H44L43 243V236L42 235H39V234H37V236H35ZM41 237V238H40ZM81 237V236H80ZM178 237H180V236H178ZM183 237V236H182ZM28 238H30V239H28ZM39 239V240H38ZM81 239V240H82ZM121 241L123 242L122 244H121ZM35 242H34V245H36L35 244ZM40 242V243H39ZM166 242V241H165ZM165 242H164V244H165ZM77 243V242H76ZM22 244V245H21ZM27 246H26V245ZM31 245L33 244V241H32V243H30ZM84 244V245H85ZM166 244H167V246H168V244H170V242H166ZM166 244H165V246H166ZM30 246V245H29ZM28 246V247H29ZM46 246V245H45ZM36 247V246H35ZM42 247H44V245L42 246ZM164 247V246H163ZM31 248H33V247H31ZM167 248V247H166ZM80 249V248H79ZM85 249V248H84ZM122 249H124V248H122ZM223 252H227V250H228V248H226V247H222V248H220ZM232 250V249H231ZM229 251H230V248H229ZM122 252V251H121ZM122 253H124V251L122 252ZM117 260V259H116Z\"/></svg>",
  "mask_w": 264,
  "mask_h": 264
}]
</instances>
